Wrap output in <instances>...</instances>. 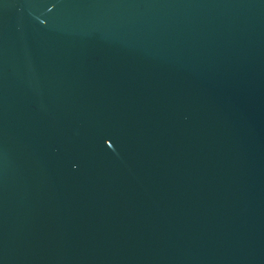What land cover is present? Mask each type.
I'll list each match as a JSON object with an SVG mask.
<instances>
[{
  "label": "water",
  "instance_id": "water-1",
  "mask_svg": "<svg viewBox=\"0 0 264 264\" xmlns=\"http://www.w3.org/2000/svg\"><path fill=\"white\" fill-rule=\"evenodd\" d=\"M0 264H264V0H0Z\"/></svg>",
  "mask_w": 264,
  "mask_h": 264
}]
</instances>
